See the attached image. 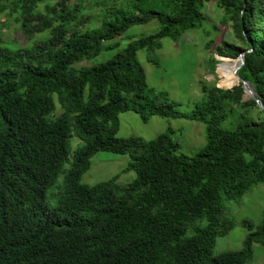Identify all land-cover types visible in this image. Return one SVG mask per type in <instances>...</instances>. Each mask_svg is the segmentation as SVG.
Returning <instances> with one entry per match:
<instances>
[{
    "label": "trees",
    "instance_id": "16d2710c",
    "mask_svg": "<svg viewBox=\"0 0 264 264\" xmlns=\"http://www.w3.org/2000/svg\"><path fill=\"white\" fill-rule=\"evenodd\" d=\"M45 1L0 0V13H17L28 41L50 32L16 49L0 42V264H249L253 244L264 246V218L259 225L243 222L249 232L241 249L213 254V247L233 227L223 201L264 184L263 111L254 120L256 102L235 83L230 90L202 85L201 101L181 112L167 92L148 87L137 58L138 50L160 48L163 38L178 40L199 27L202 7L212 0H124L126 6L87 30L76 25L83 0L38 9ZM215 2L241 42H223L218 58L251 49L239 75L264 104V0ZM154 19L157 31L132 39L112 58L74 66ZM215 64L212 55L209 68ZM125 111L144 122L153 116L202 122L206 143L188 157L178 153L170 130L150 140L118 137ZM234 112L229 124L236 126L224 127ZM72 135L79 139L75 149ZM99 151L128 154L123 172L135 171V179L83 184ZM50 188L54 204L47 201Z\"/></svg>",
    "mask_w": 264,
    "mask_h": 264
},
{
    "label": "rangeland",
    "instance_id": "374dc122",
    "mask_svg": "<svg viewBox=\"0 0 264 264\" xmlns=\"http://www.w3.org/2000/svg\"><path fill=\"white\" fill-rule=\"evenodd\" d=\"M72 1L79 3V0ZM127 1L83 0V9L78 16L80 22L76 23L77 28L87 30L99 27L105 14L114 12L121 6H126ZM53 2L54 0H46L39 5L38 9L45 11V5L53 4ZM202 11L206 17L201 25L187 30L180 39L163 38L160 48L152 50L144 48L137 52V58L147 76L148 87L156 91L167 92L170 99L178 104L177 108L184 113L192 111L195 105L201 101L202 85L220 86L225 90H230L236 85L235 83L231 86L224 85V82L234 78L235 60L222 56L218 58L216 49L223 42L237 45H241V42L235 35L231 23H224V10L216 4L215 0L204 3ZM17 17V13H0V42L4 45L16 49L28 46L33 41L44 39L50 35V32L38 34L28 41L19 22H17ZM159 27V22L155 19L147 24L132 26L122 35L105 41L103 43L104 49L98 56L83 58L74 66H92L106 61L122 51L132 39L151 34L157 31ZM210 40H213L210 43V49H206L205 43ZM116 44L118 46L113 49H105L106 46ZM212 55L216 58L213 70L209 68V59ZM55 101V114L59 115L62 109L56 97ZM250 116L256 121L260 120L259 108H252ZM232 117L237 119L236 112L231 114L229 120L223 123L224 127L233 129L236 126V124H229ZM119 120L118 137L135 136L150 140L170 130L173 140L179 145L178 153L188 157H193L206 143L205 124L199 121L185 118L165 119L153 116L144 122L133 111L120 113ZM70 143L75 149L79 144V139L72 135ZM129 162L130 156L128 154L99 151L91 157L90 168L82 175L81 182L94 185L117 176L116 182L121 186L126 185L136 177L133 170L123 172ZM62 180L63 174H60L58 183ZM54 193L55 190L52 188L47 192V201L50 204L55 203L52 197ZM223 204L224 217L233 222V227L226 235L217 237L213 254L239 250L243 247L249 232L243 223L244 221H250L254 225L262 223L264 218V184L253 186L239 200H224ZM249 264H264V246L259 243L253 244V257Z\"/></svg>",
    "mask_w": 264,
    "mask_h": 264
},
{
    "label": "water",
    "instance_id": "95a60500",
    "mask_svg": "<svg viewBox=\"0 0 264 264\" xmlns=\"http://www.w3.org/2000/svg\"><path fill=\"white\" fill-rule=\"evenodd\" d=\"M247 51H251V49L250 50H241L240 53L238 54V56L236 58H230V57H227V58L234 59V60L237 61V66L234 69V74L237 77V83H236V85L238 83H241L242 84V87L244 89V96L246 98H252L256 102L258 108L260 110H262L263 113H264V104H263L262 100L260 99V97L256 94L253 86L248 81H246L244 78H242L239 75V70H240V68L244 64V56H245V53ZM222 57H225V56H222ZM217 87L220 88V86H217Z\"/></svg>",
    "mask_w": 264,
    "mask_h": 264
},
{
    "label": "bare ground",
    "instance_id": "6f19581e",
    "mask_svg": "<svg viewBox=\"0 0 264 264\" xmlns=\"http://www.w3.org/2000/svg\"><path fill=\"white\" fill-rule=\"evenodd\" d=\"M236 66H237V61L235 60V65L233 66L234 69ZM233 76H234V78L229 79L228 81L224 82L225 86H231L233 83H237V77L234 73H233Z\"/></svg>",
    "mask_w": 264,
    "mask_h": 264
}]
</instances>
